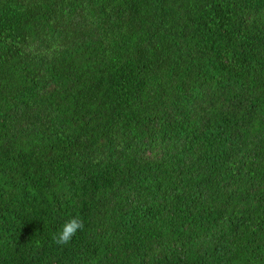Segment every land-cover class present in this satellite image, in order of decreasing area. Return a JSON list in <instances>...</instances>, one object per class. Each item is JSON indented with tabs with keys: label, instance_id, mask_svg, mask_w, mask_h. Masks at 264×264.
I'll return each mask as SVG.
<instances>
[{
	"label": "trees",
	"instance_id": "16d2710c",
	"mask_svg": "<svg viewBox=\"0 0 264 264\" xmlns=\"http://www.w3.org/2000/svg\"><path fill=\"white\" fill-rule=\"evenodd\" d=\"M0 264H264V0H0Z\"/></svg>",
	"mask_w": 264,
	"mask_h": 264
},
{
	"label": "clouds",
	"instance_id": "9594fccd",
	"mask_svg": "<svg viewBox=\"0 0 264 264\" xmlns=\"http://www.w3.org/2000/svg\"><path fill=\"white\" fill-rule=\"evenodd\" d=\"M83 228V221L78 216H74L61 225L60 229L53 234L52 240L57 245H67L77 231L83 230Z\"/></svg>",
	"mask_w": 264,
	"mask_h": 264
}]
</instances>
